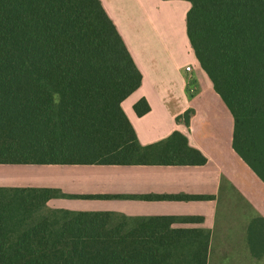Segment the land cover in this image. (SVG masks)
<instances>
[{"label": "trees", "instance_id": "1", "mask_svg": "<svg viewBox=\"0 0 264 264\" xmlns=\"http://www.w3.org/2000/svg\"><path fill=\"white\" fill-rule=\"evenodd\" d=\"M186 1L190 45L234 118L233 149L264 182V0ZM141 82L100 0H0V164L204 165L178 131L140 143L121 103ZM58 195L0 187V264H207L210 231L171 227L200 217L48 211ZM247 241L264 258V217L251 219Z\"/></svg>", "mask_w": 264, "mask_h": 264}, {"label": "crops", "instance_id": "2", "mask_svg": "<svg viewBox=\"0 0 264 264\" xmlns=\"http://www.w3.org/2000/svg\"><path fill=\"white\" fill-rule=\"evenodd\" d=\"M142 74L121 106L142 145L175 131L206 157L204 165L0 164V187L59 192L48 211L110 213L121 221L200 217L172 228L210 231L207 264H264L251 255L247 228L264 217V182L233 149L234 118L201 67L187 35L186 0H100ZM191 67V71L186 68ZM146 99L150 110L137 115ZM193 110L189 125L178 117ZM202 195L204 200L148 199Z\"/></svg>", "mask_w": 264, "mask_h": 264}, {"label": "built area", "instance_id": "3", "mask_svg": "<svg viewBox=\"0 0 264 264\" xmlns=\"http://www.w3.org/2000/svg\"><path fill=\"white\" fill-rule=\"evenodd\" d=\"M186 70H187V71H191V67H187Z\"/></svg>", "mask_w": 264, "mask_h": 264}]
</instances>
